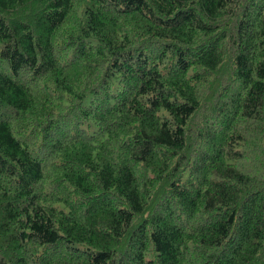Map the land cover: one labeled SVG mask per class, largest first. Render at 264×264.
<instances>
[{
    "label": "trees",
    "instance_id": "16d2710c",
    "mask_svg": "<svg viewBox=\"0 0 264 264\" xmlns=\"http://www.w3.org/2000/svg\"><path fill=\"white\" fill-rule=\"evenodd\" d=\"M0 264H264V0H0Z\"/></svg>",
    "mask_w": 264,
    "mask_h": 264
}]
</instances>
